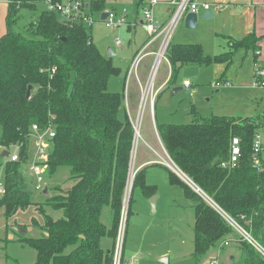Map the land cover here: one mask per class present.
<instances>
[{"label":"trees","instance_id":"1","mask_svg":"<svg viewBox=\"0 0 264 264\" xmlns=\"http://www.w3.org/2000/svg\"><path fill=\"white\" fill-rule=\"evenodd\" d=\"M45 1L8 0L6 29L0 36V146L7 152L19 146L17 162L0 155L5 172L0 210L10 220L35 207L42 218L43 224L32 219V225L44 233L41 237L17 241L35 251L32 264H113L135 143L129 115L126 112L125 121L119 117L123 97L108 90L111 77L120 69L100 52L89 30L68 25L56 13L43 10L23 30L18 29L23 12H37ZM82 1L91 14L106 10L105 0ZM258 42L255 34L231 40L230 51L215 57L206 56L199 44H171L167 52L170 81L176 82L189 65H229L236 51H256ZM225 81L220 78L217 82ZM192 112L196 123L157 127L168 155L208 199L264 247V173L250 160L254 136L263 124L256 118H203ZM50 125L55 136L48 142L46 179L67 167L72 185L65 191L58 188V195L36 204L23 170L35 153L33 126L44 132ZM234 138L241 140L243 155L232 167ZM167 171L169 184L180 187L194 203L195 264H202L231 237L229 246L234 244L238 255L231 256V264H264L256 249L239 238L203 197L177 174ZM136 188L147 199L158 193L156 185L147 183L145 169L135 176L133 195ZM48 209L60 217L55 219ZM106 210L109 227L104 222ZM6 259L19 264L8 255Z\"/></svg>","mask_w":264,"mask_h":264},{"label":"rangeland","instance_id":"2","mask_svg":"<svg viewBox=\"0 0 264 264\" xmlns=\"http://www.w3.org/2000/svg\"><path fill=\"white\" fill-rule=\"evenodd\" d=\"M86 1L89 2L90 0ZM7 3L8 0H0V35H3L6 29L5 18L8 8ZM45 9L46 6L43 2L38 6L37 12L24 11L18 29L23 30L24 27L38 15V13ZM141 19H144L142 13ZM115 30L116 29L108 28L103 23L97 24L92 29L91 35L94 42L99 46L104 55L107 56L109 49L116 53V56L112 57V59L114 64L121 69V72L118 75L111 77L109 81V90L112 92H119L123 97L124 103L126 72L133 60L135 43L142 41L144 36L141 32L142 30L139 28L138 35L135 36V43L133 42L130 46L129 43L133 36L129 35L123 27L117 31ZM199 31L200 30H196L192 33L197 34ZM187 33H189L188 30ZM117 38L124 41L125 48L118 49L115 47V40ZM203 38L204 43L206 44L205 47L203 46V51L206 56L209 55L214 57L221 52L219 51L221 47L219 45H214L212 39L208 36V31L205 32ZM149 62L150 60L148 59L139 62L137 66L139 67L140 65L139 71H144ZM224 70L225 68L222 64H216L202 69L198 65L185 67L179 74L177 81L167 84L160 98L157 100L158 103L155 109H153L155 123L158 125L196 123L198 120L193 115L192 111L194 110L203 118H210L214 115L247 118L253 116L255 113H260L264 116V87L255 86L252 63H245L243 60L241 61L240 58H236L234 64H232L227 73L229 81L222 84L220 87H215L217 78L221 76ZM167 72L168 66L163 62L156 73L155 82L166 76ZM185 81H189L192 84L190 93L187 92L183 86ZM134 84L137 83L134 82L132 87ZM137 88L139 89V87ZM176 88H183V91L175 95L174 91ZM217 90H219V92H217ZM124 106L126 107V105ZM124 106L122 107L119 116L122 121H125L126 118V108ZM132 118L134 128L139 123L140 138L139 136L137 137L139 143H135L134 145L129 177L130 185L135 174L134 167L138 161L139 153L141 155L145 154L143 148L146 146H144L145 143L142 137H146L147 134L153 142L156 141V145L159 144L153 123L151 121L150 124L146 122L148 119H153L150 108L138 110L137 114L132 113ZM134 137H136V135H134ZM157 147L156 151L159 155L164 156L163 158H167L164 150H161L160 146ZM157 155H155L156 161L159 160ZM23 172L29 178L27 168H25ZM69 178L70 170L67 167L60 168L55 176L47 178L44 186L49 188L50 193L46 197L43 192L35 191L33 189V182L30 181L29 184L31 191L33 192V202L36 204H43L46 199L58 195V191H56L58 188L64 191L70 189L72 184L68 181ZM146 181L148 184H154L158 187V193L156 195L158 199L155 210L153 211L150 205V199L144 197L140 188L134 190V195L131 190L130 199L132 196L134 197L133 203L131 202L130 204L129 201V222H127L124 264H195L192 258L194 241L193 227L195 223L193 201L186 197L181 188L177 187L176 190H171L170 186H168L167 172L163 169L152 168L151 170H147ZM4 184L5 172L4 165L2 164V166H0V188L3 187ZM187 184L195 191L193 184ZM198 194L206 200L202 193ZM131 207L132 213L130 215ZM35 209V207H31L26 212L19 213V221H22L27 225H17L13 221L14 224L8 233V239L13 236L14 232L16 234V239L39 238L44 234L40 228L30 225ZM47 211L51 213L55 219L60 217V213L51 212L50 209ZM38 217L43 223L41 217L39 215ZM0 219L2 220L0 225L1 243L3 241L2 239H5V236H7V232L3 214H0ZM104 222L108 227L110 226L109 210H106ZM3 234L4 237H2ZM233 238L234 237H231L228 240H233ZM222 244L223 243H221L217 249L214 250L215 252L212 253L202 264H211L214 260H218V264H231V256L237 255L234 249L235 245L231 244L223 249L224 246L221 247ZM1 246L0 264H5L4 256L7 253L12 256L13 259L18 260L19 264H32L36 261L35 251L20 243L18 244L17 249L12 245H9L8 248L6 247V244H1ZM20 246L25 247V249L18 248ZM107 247H109V245ZM164 257L168 258V263L160 261V259ZM9 264L15 263L10 261Z\"/></svg>","mask_w":264,"mask_h":264},{"label":"crops","instance_id":"3","mask_svg":"<svg viewBox=\"0 0 264 264\" xmlns=\"http://www.w3.org/2000/svg\"><path fill=\"white\" fill-rule=\"evenodd\" d=\"M159 1H160V3L158 5H156L155 7H153L154 19L159 25H164L169 21L171 15H172V9L168 5L170 0H159ZM197 2L200 5H203V4H209L210 5L209 10H212V15H213L212 19H210V20H199L197 28L189 29L186 27V24H185V18L186 17H185L184 20L179 24L177 30L175 31V33L172 37L171 44L172 45H176V44H199L203 48V46L205 47V45H206L204 43L203 37L205 35V32L208 31V36L212 39L214 45H219L221 47V49H219V51H221V52H219L216 55V56H218V55L228 53L230 51L231 40L241 41L244 38H246L248 35L255 34V36L257 38H259L257 50L253 51V50L240 49V50L236 51L233 58H232V61L229 65L222 64V66L225 68V70L221 74V76H219L217 78V81L220 78H223L224 80H226L225 82L229 81V76L227 75V73L229 72V69L232 66V64H234V61L236 58L237 59L240 58L241 61L243 60V62H245V63H247V62L252 63L253 79H254L255 66L256 65L264 66V0H197ZM105 4H106V10L103 13L93 14L95 19H97V21H98L95 25L103 23V21L101 19H102V15L104 13H109V12L121 13V11L123 9H126L128 12L127 22L129 24L126 26H122V27L125 28V30L129 33V35L133 36V37H131L129 45L131 46L133 42L135 43V36L138 35V29L139 28H140V30H142L141 32L144 36L142 41L135 43V47H134L135 51H134L133 60H132V63L130 64V66L128 67L127 72H126V84H125V91H124L123 106L126 105V107L124 106L126 108L125 114L127 112L129 117L133 121L132 113L137 114V111L142 109V107H141L142 89L148 83V80H149V77H150V74H151V71H152V68L154 65V61H155V56L153 53H155L157 51V48H158V42L153 43L147 50H145L143 57L135 65L136 59H137L140 51H142L144 49V47L147 45L149 38H150V34H149L148 29L146 27L145 18L141 19V13L143 14V10L148 6V0H105ZM7 5H8V3H7ZM204 12H206V11H201L199 14H203ZM94 26L89 30L90 35H91V31L94 28ZM122 27L116 28L115 31H117L118 29H120ZM187 30L189 33H187ZM196 30H200V31L197 34L192 33ZM91 37H92V35H91ZM133 38H134V41H133ZM179 38H181V39H179ZM92 39H93V37H92ZM118 40L121 42L120 45H117ZM93 42H94V39H93ZM96 46L98 47L100 52L103 54V52L99 48V46L97 44H96ZM115 47H117L118 49H120V48L123 49L126 46H125L124 41L117 38L115 40ZM109 51H110V55H109ZM109 51H108L107 56L104 54L103 55L105 57L111 59V61L113 62L112 57H115L116 53L112 52L111 49H109ZM207 56H209V55H207ZM145 59L150 60V62H149V64L147 63V66L145 67L144 71L140 72L139 71L140 65H139V67H137V66H138L139 62H142ZM165 63L168 66L167 75L162 77L161 80H158L157 82H155V91H157L158 96H157L152 108L150 107V105H148L146 107L147 109L148 108L151 109L152 117H153L152 120L148 119V120H146V122H148L150 124V121H151L153 123L155 131H156V136H157L156 138H157L159 144L156 145V141L153 142V140L150 139L147 134H146V137L145 136L142 137L144 139V143H145L144 146H146L143 148L145 150V154L141 155L139 153L138 161L136 162V165L134 167V172L136 175L139 171L144 170V169L146 170V172H147V170H151L152 168L163 169L167 172V178H168V184H169V173H168L167 169H169L171 171H172V169L169 168L165 164L166 158H163L164 156H160L159 153L156 151L157 146L158 147L160 146L161 150L166 151V149H165V147L161 141V138H160V135H159V132L157 129V127L159 125L157 123H155V117H154V112H153V109H155V107L158 103L157 100L160 98V96H161L163 90L165 89L166 85L171 83L170 79H171V75H172V68H171L170 63H168V62H165ZM113 64H114V62H113ZM214 65H216V64H214ZM114 66H116V65L114 64ZM209 67H211V66H209ZM117 68H119V67H117ZM200 68L202 69V68H208V67H200ZM120 72H121V69H120ZM134 82H136L137 84H134V86L132 87V84ZM157 83H158V85H157ZM183 86L187 92H189V93L191 92L192 84H191L189 89L186 88L184 84H183ZM137 87H139V89ZM176 89H181V88H176ZM108 90H109V84H108ZM181 91H183V88ZM109 92H112V91L109 90ZM217 92H219V90H217ZM112 93H119V92H112ZM263 117L264 116H262V114H260V113H255L253 116L250 117V118H256L258 121H260V123L263 124V127L258 132H260L261 130L264 129ZM155 155H157V157L159 158L160 161L159 160L156 161ZM165 168H167V169H165ZM27 178H28V176H27ZM28 181L33 182V179L30 175H29ZM184 182H186V181H184ZM152 185H154V184H152ZM168 186H170L171 190H176L178 187V186H172L170 184ZM1 188H3V187H1ZM46 188H48V187H46ZM178 188H180V187H178ZM48 191H49V189H48ZM43 193L46 197L49 195L50 192L48 194H45V192H43ZM19 213L16 214V216H14L12 219L6 220V218L4 216V210L3 209L0 210V214H3V217L5 218L6 232H7V236H5V239L3 238L2 239L3 241L0 243V248H2L1 244L2 245L6 244L7 248L9 245H12L14 248L17 249L19 242H17L18 239L15 238L16 237L15 232L13 233V236L10 239H8L9 238L8 233L12 229L11 227L14 224L13 221L17 225H27V224H24L22 221H19V219H18ZM33 218H36L38 220L39 224H43L40 221L38 214L36 213L35 210H34V215L31 218V224L30 225H32V219ZM1 222H2V220L0 219V225H1ZM2 237H4V234L2 235ZM18 248H22L23 250L25 249V247H23V246H20ZM214 252L215 251H213L212 253H214ZM6 255L13 258L8 253ZM6 255L4 256L5 257V264H9V262L6 259ZM162 259H167V261L163 262V263L169 262L167 257H164Z\"/></svg>","mask_w":264,"mask_h":264},{"label":"built area","instance_id":"4","mask_svg":"<svg viewBox=\"0 0 264 264\" xmlns=\"http://www.w3.org/2000/svg\"><path fill=\"white\" fill-rule=\"evenodd\" d=\"M160 3L159 0H148V6L143 10V15L145 18L146 27L150 34L149 41L147 45L144 47L142 51H140L135 65L138 61L143 57L145 50H147L153 43L158 42L157 51L154 54L155 61L154 65L148 80V83L142 89V102L141 107L144 110L148 105L152 108L154 102L158 96L157 91H155V76L163 62H168L167 52L168 48L171 45L172 37L177 30L179 24L184 20V18L189 13H200L201 11H207L210 9L209 4L200 5L197 0H170L168 5L172 9V15L169 21L164 25H159L155 19L153 14V7ZM45 6L47 11L56 13L61 21L67 23L68 25L74 26H82L87 30H90L98 21L95 19L93 14H91L85 7V4L82 0H59L57 2H53L52 0H46ZM128 12L126 9H123L121 13L117 12H109V15L106 19L102 20L103 23L108 28L116 29L118 27L126 26L129 23L127 22ZM121 42L118 40L117 45H120ZM54 72V70H53ZM254 84L257 87H264V66L256 65L254 69ZM186 88H190L191 83L186 81L184 83ZM222 84L220 82H216L215 87H220ZM143 118V114H142ZM139 123L135 126V143H139L137 137L140 138L139 133ZM55 136L53 127L50 125L46 131L42 132L39 130L38 126H33V133L31 135V139L35 142V153L33 160L27 166V173L33 179V189L35 191L44 192L46 189V172L48 170V142L50 139H53ZM134 143V145H135ZM138 145V144H137ZM7 152L5 148L0 146V153ZM167 158L165 164L172 169L174 173L180 176L187 183L193 184L190 179L184 175L179 168L172 161L168 153L164 150ZM9 160L12 162L19 161V146H12L10 151ZM243 150L241 146V140L239 138L232 139L231 145V157H230V165L235 167L240 159L242 158ZM250 160L253 162L254 168H256L259 172L264 173V129L260 132L256 133L252 142V154L250 155ZM225 166V164H224ZM135 179V174L132 178L131 185L128 182L124 202L122 206L121 212V221L118 230V236L116 240L115 252H114V260L113 264H124L123 260V252H124V242L126 237L127 230V220H128V211H129V201L131 196V190L133 189V183ZM194 189L197 193H202L207 202L223 217L226 223L233 228L235 233L242 240L248 242L251 246H253L256 251L264 258V247L260 245L238 221H236L232 216L227 214L225 211L220 209L216 204H214L207 196L193 184ZM130 189V191H129ZM4 193L3 188H0V195ZM223 249L229 246V241L223 243L221 247ZM220 247V248H221ZM219 250V248H218ZM218 260H214L211 264H218Z\"/></svg>","mask_w":264,"mask_h":264},{"label":"water","instance_id":"5","mask_svg":"<svg viewBox=\"0 0 264 264\" xmlns=\"http://www.w3.org/2000/svg\"><path fill=\"white\" fill-rule=\"evenodd\" d=\"M109 15V13H104L102 15V20L106 19V17ZM213 15H212V10H207L206 12H204L203 14H199V13H189L186 18H185V24L186 27L189 29H195L198 26V22L199 20H210L212 19ZM109 55H110V51H109ZM182 90L181 89H175L174 94L176 95L178 92H180ZM10 156L9 152H4L1 154V158L3 159H8ZM45 194H48V188L45 189ZM158 197L155 195L150 199V205L153 209V211L155 210V206H156V202H157ZM162 262H166L167 259H160Z\"/></svg>","mask_w":264,"mask_h":264}]
</instances>
